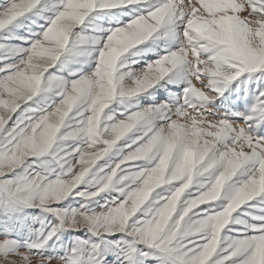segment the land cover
Masks as SVG:
<instances>
[{
    "label": "snow or ice",
    "instance_id": "6c2138e0",
    "mask_svg": "<svg viewBox=\"0 0 264 264\" xmlns=\"http://www.w3.org/2000/svg\"><path fill=\"white\" fill-rule=\"evenodd\" d=\"M0 264H264V0H0Z\"/></svg>",
    "mask_w": 264,
    "mask_h": 264
}]
</instances>
